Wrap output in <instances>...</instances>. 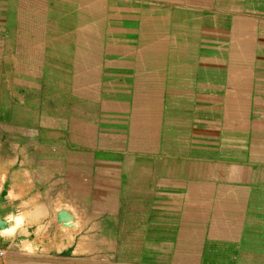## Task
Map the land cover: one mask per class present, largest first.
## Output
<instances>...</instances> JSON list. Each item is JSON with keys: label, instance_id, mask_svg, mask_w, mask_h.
<instances>
[{"label": "rangeland", "instance_id": "1", "mask_svg": "<svg viewBox=\"0 0 264 264\" xmlns=\"http://www.w3.org/2000/svg\"><path fill=\"white\" fill-rule=\"evenodd\" d=\"M259 1L0 0V198H9L8 207L0 201L4 264L87 262L72 250L57 247L67 218L53 202L45 211L48 215L33 221L14 216L13 181L20 177L21 162L29 163L30 154L24 151L35 145V126L46 127L51 133L45 135L52 140V132L62 128L67 116L74 126L85 124L99 132L113 127L118 135L129 131V137L139 140L133 133L147 124L150 144L171 148L178 139L174 129L181 117L197 114L205 124L213 109L219 121L211 127L220 129L222 105L213 107L205 95L195 98L194 94L209 92L202 82L209 80L205 62L213 50L212 78L215 84L222 83L214 90L219 96L215 101L221 103L222 86L236 75L229 69L244 48L241 43L264 27V11L255 5ZM243 55L248 63L263 62L260 52L257 63L254 49ZM182 69L189 74L180 73ZM198 109L200 113H195ZM253 110L250 105L247 117L253 118ZM205 137H198L199 146L205 144ZM26 171L22 178L29 179ZM182 235V244H189L184 239L189 234ZM209 235L198 232V248L192 256L183 248L180 263L211 264L214 242ZM131 254L129 264H134ZM142 261L159 264L155 259Z\"/></svg>", "mask_w": 264, "mask_h": 264}, {"label": "crops", "instance_id": "2", "mask_svg": "<svg viewBox=\"0 0 264 264\" xmlns=\"http://www.w3.org/2000/svg\"><path fill=\"white\" fill-rule=\"evenodd\" d=\"M262 2L255 5L264 11ZM259 31L241 43L244 48L229 69L236 75L222 86L220 104L214 90L222 83L212 78L214 51L207 54L210 75L202 85L209 92H196L194 97L205 95L207 104L222 105L221 128L211 127L217 120L213 109L205 124L197 114L181 117L171 148L150 144L147 124L133 133L136 140L129 131L118 135L113 127L99 132L85 124L74 126L63 114L58 115L65 116V124L55 128L49 140L46 135L51 132L37 125V116L35 145L24 151L30 154L29 163L21 162L20 177L13 181L14 216L33 221L48 215L45 211L53 202L67 218L57 247L84 257L85 264H129V251L134 264L143 263L142 258L176 264L183 248L193 255L200 231L214 242L211 264L264 263V27ZM252 49L257 63L261 52L262 64L246 61L243 54ZM250 105L252 119L246 113ZM199 136L208 137L200 146ZM26 170L29 179L22 178ZM8 199L1 196L4 207ZM183 233L189 234L184 237L189 244H182Z\"/></svg>", "mask_w": 264, "mask_h": 264}, {"label": "water", "instance_id": "3", "mask_svg": "<svg viewBox=\"0 0 264 264\" xmlns=\"http://www.w3.org/2000/svg\"><path fill=\"white\" fill-rule=\"evenodd\" d=\"M0 264H4V261H3L2 257H1V255H0Z\"/></svg>", "mask_w": 264, "mask_h": 264}, {"label": "built area", "instance_id": "4", "mask_svg": "<svg viewBox=\"0 0 264 264\" xmlns=\"http://www.w3.org/2000/svg\"><path fill=\"white\" fill-rule=\"evenodd\" d=\"M0 255H1V257H3V253L2 252H0Z\"/></svg>", "mask_w": 264, "mask_h": 264}, {"label": "bare ground", "instance_id": "5", "mask_svg": "<svg viewBox=\"0 0 264 264\" xmlns=\"http://www.w3.org/2000/svg\"><path fill=\"white\" fill-rule=\"evenodd\" d=\"M67 210V209H66Z\"/></svg>", "mask_w": 264, "mask_h": 264}]
</instances>
